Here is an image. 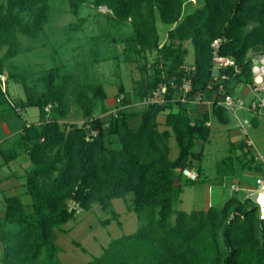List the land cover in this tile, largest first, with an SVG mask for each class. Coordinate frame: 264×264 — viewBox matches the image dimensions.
I'll return each instance as SVG.
<instances>
[{
  "label": "trees",
  "instance_id": "16d2710c",
  "mask_svg": "<svg viewBox=\"0 0 264 264\" xmlns=\"http://www.w3.org/2000/svg\"><path fill=\"white\" fill-rule=\"evenodd\" d=\"M53 1L58 0H0V48L8 46L5 56L0 57V74L26 89L25 97L13 102L7 86H0V120L19 117L17 107L33 106L39 111L36 122L22 124L12 149L2 152L0 166L22 151L32 167L21 182L30 202L25 203L20 192L4 197L0 263L64 264L59 259L61 248L55 230L64 231L61 226L73 217L67 200L85 211L97 203L110 213L102 221L106 226L119 219L112 200L129 196L127 210L138 219L136 230L112 239L100 255L81 264H264V221L255 202L235 192L220 206L187 212L176 207L183 187L174 183V176L183 174L184 169L197 173L195 180L183 174L186 180L200 178L198 162L203 150L196 146L210 135L206 124L210 115L221 124L230 121L231 114L217 104L218 85L208 88L213 76L211 43L220 38L219 53L232 57L240 68L236 75L231 68L224 70L229 75L221 81L225 90L235 94L240 82L252 84L249 54H264V0H197L196 5V0H59L77 18L85 3L105 6L109 10L107 20L129 22L132 27L126 39L127 54L148 49L159 53L152 77L145 87L140 85L139 93L150 92L164 82L168 85V101L132 111L122 96V106L108 120L93 116L95 101L107 98L101 84L79 83L71 74L62 76L56 66L43 69L32 80L36 89L32 90L27 77L4 71L5 59L20 51L19 36L35 39L44 31ZM157 17L169 25V42L161 45ZM185 40L193 47L192 90L188 96L213 100L210 111L196 116L191 115L196 105L169 100L174 93L171 82L178 86L185 75L188 50L180 45ZM68 92L73 94L85 121L65 129L58 117L67 112ZM47 105L50 107L45 110ZM162 112L164 128L160 129L157 117ZM136 116L139 124L132 127L130 119ZM172 135L178 148L173 159L169 156ZM230 146L231 154L217 162L223 169L221 176L232 179L240 171H259L260 163L254 162L245 142L231 141Z\"/></svg>",
  "mask_w": 264,
  "mask_h": 264
},
{
  "label": "rangeland",
  "instance_id": "374dc122",
  "mask_svg": "<svg viewBox=\"0 0 264 264\" xmlns=\"http://www.w3.org/2000/svg\"><path fill=\"white\" fill-rule=\"evenodd\" d=\"M197 3L196 0L193 4ZM51 7L50 20L37 38L29 39L19 36L20 51L14 57L5 59L4 71L10 70L20 78L27 77L26 82L32 90L35 88L32 80L34 81L43 69L56 66L62 76L71 74L79 83L101 84L106 91L107 98L103 102L95 101L93 116L100 117L102 120H108L112 115L111 110L115 107V98L119 95L127 98L126 107L128 109L132 111L144 109L147 105L142 103V99L148 89L141 95L140 85L145 87L152 77L154 61L159 53L155 49H148L142 52L131 50L127 54L125 52L126 39L132 33V27L129 22L118 24L107 20L106 14L109 10L105 6L94 7L90 3H85L79 18L68 12L65 4L60 3L59 0L53 1ZM72 24L77 27L72 28L70 26ZM156 26L160 45L164 42L168 43L166 33L169 25L157 17ZM180 45L188 50L184 66H192L193 47L190 41L185 40ZM7 49L6 45L0 48V57L5 56ZM5 86L13 102L25 97L26 89L22 83L7 78ZM236 89L235 93L244 97L245 101L251 98L252 92L243 82H240ZM212 103V99H199L196 103H192L196 106L191 108V115L196 116L204 110L210 111ZM66 105V114L58 117L62 128L68 129L69 124L82 125L85 119L71 92L67 94ZM19 112V117L12 116L9 119L0 120V128L5 127L6 123H10L11 129L14 122L18 127L19 124L36 122L39 119L37 107H25ZM164 116L162 112L157 117L160 129L164 128ZM253 117L256 121L252 120ZM131 126H134V120L131 121ZM209 127L208 139L202 144L198 141L196 146L197 150L200 147L203 150L202 158L198 162L201 166L200 178L196 181H189L183 174L178 173L174 176V183H182L183 187L180 195L181 202H178L176 207L187 212L193 209L206 210L211 205L220 206L226 198L235 193L232 192V184L237 185L239 187L237 193L243 195L247 192V187L253 186L256 173L248 169L235 173L232 179L221 176L223 169L218 168L217 162L231 154V141L245 142L246 139H251L254 146L251 149L252 153L256 151L262 156L256 161L260 163L258 172H264V109L260 113L240 110L237 116L230 115L228 124H221L212 114ZM14 135L15 133H11V136ZM169 146V156L173 159L178 152L173 135L169 138ZM0 147H4V152L9 148L12 149L13 146L4 142ZM1 161L3 160L0 156V163ZM191 165L195 166V164ZM31 167L32 163L27 153L22 151L8 164L0 166L1 212L5 206L4 196L14 194V191L22 194L21 197L25 203L30 202V197L24 193L21 182ZM10 174L17 177L11 178V184L4 179L11 177ZM128 201L129 196L126 199L114 198L112 208L119 214V219L118 221L113 219L108 225L103 226L102 221L110 217L108 211L103 210L97 203L92 204L91 208L85 211L74 201L68 199L67 208L73 211V217L61 226L64 231L55 230L56 243L61 248L60 261L64 264L85 263L92 257L100 255L112 239L134 232L139 222L135 213L127 210ZM12 226L14 225H10L9 228ZM76 242L80 243L85 250L76 246ZM1 250L2 245L0 244V252Z\"/></svg>",
  "mask_w": 264,
  "mask_h": 264
},
{
  "label": "built area",
  "instance_id": "2783aa9c",
  "mask_svg": "<svg viewBox=\"0 0 264 264\" xmlns=\"http://www.w3.org/2000/svg\"><path fill=\"white\" fill-rule=\"evenodd\" d=\"M194 2V0H192ZM220 38H217L212 41V82L208 84V88L212 89L214 85H218V94L220 95L217 104L223 107L227 112L233 116H237V112L240 110H248L251 112L260 113L264 109V54H249L251 57V66L250 72L252 75V84L247 85V89L252 92V96L248 101L244 100V97L228 93L225 90V86L221 81L229 79V75L224 71L226 68H231L233 74L236 75L240 73V68L236 64L235 60L226 55L219 53ZM185 75L181 77L180 84L177 86L171 82L170 86L173 90V96L169 98L171 101H180L182 103H196L200 97L194 96L190 98L188 93L192 90V81L190 75H192L194 67L193 66H184ZM221 72V73H220ZM6 77L3 74H0V86L2 89L5 88ZM168 93V85L164 82L158 83V85L148 92L142 99V103L146 105L149 104H162L168 101L166 94ZM122 100V95H119L115 98V108L112 110L113 114L116 115L118 108H120ZM10 104L13 105L12 101ZM50 105L45 107V110H48ZM17 111L20 108H16ZM209 125V121L206 122ZM91 134H95V131H92ZM87 137L86 139H88ZM246 145L252 149L253 143L251 139L245 140ZM255 149V148H254ZM262 156L257 154L256 151L253 154L254 162L261 159ZM255 178L253 181V186L247 187V192L244 194L246 198L251 199L255 202L259 208L260 217L264 221V172H254ZM183 174L188 178L195 180L197 178V173L193 169H184ZM232 192H238L239 187L235 184H232ZM77 205V204H76Z\"/></svg>",
  "mask_w": 264,
  "mask_h": 264
},
{
  "label": "crops",
  "instance_id": "0c3cea01",
  "mask_svg": "<svg viewBox=\"0 0 264 264\" xmlns=\"http://www.w3.org/2000/svg\"><path fill=\"white\" fill-rule=\"evenodd\" d=\"M246 87V86H245ZM132 120H134V126H132V127H137L138 126V124H139V116H136V117H133V118H131L130 119V124H131V121ZM25 123H28V122H25ZM12 125H13V127L10 129V127H11V125H10V123H6V126L4 127V126H2V128H0V131L2 132V133H0V145L2 144V143H4V142H7L8 144H10V145H13V143H14V141L16 140V138L18 137V133H19V130H20V128L22 127V124H19V126L18 127H16L15 126V122L14 123H12ZM6 128V129H5ZM11 133H15V135L14 136H11ZM10 135V136H9ZM10 149V148H9ZM3 150H5L4 149V147L3 148H1L0 147V156L2 157V152H3ZM2 160H3V157H2ZM10 161H12V160H10ZM9 161V162H10ZM8 162V163H9ZM1 163H3V161H1ZM0 163V164H1ZM8 163H5V164H8ZM4 165V164H3ZM11 175V174H10ZM11 178L12 179H14V178H17L16 176H12L11 175V177H7V178H4V179H6V180H8V183L10 182V184H11V182L12 181H10L11 180ZM19 178V177H18ZM20 179V178H19ZM1 182V181H0ZM10 186V185H9ZM20 188V187H19ZM3 189V188H2ZM15 192V191H14ZM12 194V193H11ZM6 196V195H5ZM4 196V197H5ZM223 203V202H222ZM0 216H2L3 214V212H1L0 211Z\"/></svg>",
  "mask_w": 264,
  "mask_h": 264
}]
</instances>
